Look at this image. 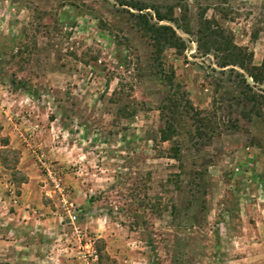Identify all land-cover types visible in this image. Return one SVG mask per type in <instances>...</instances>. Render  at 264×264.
<instances>
[{"label":"rangeland","instance_id":"1","mask_svg":"<svg viewBox=\"0 0 264 264\" xmlns=\"http://www.w3.org/2000/svg\"><path fill=\"white\" fill-rule=\"evenodd\" d=\"M140 1L0 0V264H264V0Z\"/></svg>","mask_w":264,"mask_h":264},{"label":"trees","instance_id":"2","mask_svg":"<svg viewBox=\"0 0 264 264\" xmlns=\"http://www.w3.org/2000/svg\"><path fill=\"white\" fill-rule=\"evenodd\" d=\"M118 4L125 5L126 7L132 8L134 10H137L138 13L135 16L138 27L142 28L143 30L150 32V34L153 36L154 40L160 44L165 46L174 47L175 49H179L182 47L183 42L182 40L173 32L171 27L167 25H155L153 23H150L148 19L150 16L147 14L146 11H144L147 6L140 0H116ZM154 17L156 20H174L171 16V11L169 10L168 13H161L157 8L152 7ZM228 47V46H227ZM224 55L221 56L220 65H226V64H236L246 70L247 68H244L243 66V54L240 51L239 47L229 46L228 48H222ZM248 76L251 77L253 81L256 80V76L253 72H248ZM247 86V84H245ZM248 101H253V97L251 95L245 96ZM174 135V128L171 126V123L168 121L164 122V126L159 130V138L161 141H171L174 142L173 139ZM171 150V156L173 158L178 157V148L177 144L172 143L170 145Z\"/></svg>","mask_w":264,"mask_h":264},{"label":"built area","instance_id":"3","mask_svg":"<svg viewBox=\"0 0 264 264\" xmlns=\"http://www.w3.org/2000/svg\"><path fill=\"white\" fill-rule=\"evenodd\" d=\"M54 186H55V187H57V186H58V184H57V183H54Z\"/></svg>","mask_w":264,"mask_h":264}]
</instances>
